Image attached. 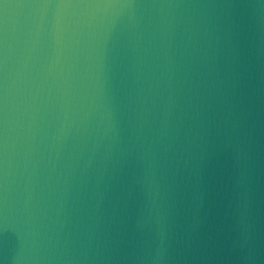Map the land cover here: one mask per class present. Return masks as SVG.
Here are the masks:
<instances>
[{
  "label": "clouds",
  "instance_id": "clouds-1",
  "mask_svg": "<svg viewBox=\"0 0 264 264\" xmlns=\"http://www.w3.org/2000/svg\"><path fill=\"white\" fill-rule=\"evenodd\" d=\"M233 7L187 0H0V70L14 49L10 27L45 53L27 99V139L50 134L51 149L71 137L72 163L86 159V167L94 161L98 177L88 194L92 223L75 239L62 237L39 199L21 198L11 187L9 146L18 118L10 117L4 90L0 217L23 222L26 245L16 257L19 264H197L204 257L192 242L194 209L212 127L233 146L239 198L249 207L250 132L234 94L221 88L225 81L215 73L218 21L235 15ZM245 8L264 39V0ZM118 20L133 42L132 88L123 110L110 95L105 64ZM105 176L117 178L119 188L112 216L101 227L95 213ZM66 191L62 187L60 195ZM238 224L231 251L241 264H264L255 225L250 218Z\"/></svg>",
  "mask_w": 264,
  "mask_h": 264
},
{
  "label": "water",
  "instance_id": "water-1",
  "mask_svg": "<svg viewBox=\"0 0 264 264\" xmlns=\"http://www.w3.org/2000/svg\"><path fill=\"white\" fill-rule=\"evenodd\" d=\"M187 2L234 6L230 11L235 15L218 21L215 73L219 80L225 81L221 88H227L234 94V102L243 111L250 132L251 203L246 208L239 198L236 183L238 165L232 144L212 127L199 171L200 199L198 208L194 209L197 228L192 242L204 257L197 264H241L230 248V239L238 230L239 221L250 218L258 240L264 246V39L246 15L245 5L255 0ZM10 44L14 49L9 53L7 67L0 70V98L7 89L10 117L18 118L14 142L10 141L9 146L11 187L21 198L31 196L33 200L39 199L41 212L51 218L62 237L72 240L82 235L92 223L89 219L92 202L88 194L98 180L95 162L86 167V159L72 163L76 150L71 137L55 143L51 149L46 147L53 143L50 134L45 139L39 134L31 141L27 139V99L43 66L45 53L33 49L11 27ZM132 49L133 42L124 31V22L118 20L114 39L106 51L105 64L110 95L121 110L128 103L132 88ZM54 54V46L49 41L46 55L51 57ZM229 84H234V87L228 88ZM66 178L67 185L64 183ZM62 187L67 188L63 196L60 195ZM118 188L115 177L109 179L105 176L100 182L95 215L101 227L112 216ZM25 245L23 222L12 215L0 217V264H19L16 257ZM67 264L85 262L69 260Z\"/></svg>",
  "mask_w": 264,
  "mask_h": 264
}]
</instances>
